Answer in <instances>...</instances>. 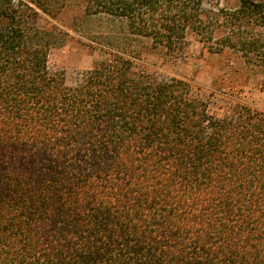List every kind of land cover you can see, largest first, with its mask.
<instances>
[{
	"label": "trees",
	"instance_id": "16d2710c",
	"mask_svg": "<svg viewBox=\"0 0 264 264\" xmlns=\"http://www.w3.org/2000/svg\"><path fill=\"white\" fill-rule=\"evenodd\" d=\"M38 1L0 0V264H264V111L134 61L194 36L264 72V3L87 0L116 31L68 83Z\"/></svg>",
	"mask_w": 264,
	"mask_h": 264
},
{
	"label": "rangeland",
	"instance_id": "374dc122",
	"mask_svg": "<svg viewBox=\"0 0 264 264\" xmlns=\"http://www.w3.org/2000/svg\"><path fill=\"white\" fill-rule=\"evenodd\" d=\"M263 2L264 0H249ZM46 13L36 8L41 22L51 27L57 41L49 55L51 69L64 74L68 83H75L82 73L90 70L107 49L106 31H116L109 22L86 14L87 0H40ZM237 3L224 0L210 2L206 9H234ZM111 31V32H112ZM187 52L180 58L169 57L162 51L145 53L134 59L137 65L156 71L165 78H176L188 83L204 99L217 106L236 104L264 111V72L248 65L241 53L227 50L210 52L194 36L189 38ZM149 45H139L138 47Z\"/></svg>",
	"mask_w": 264,
	"mask_h": 264
}]
</instances>
